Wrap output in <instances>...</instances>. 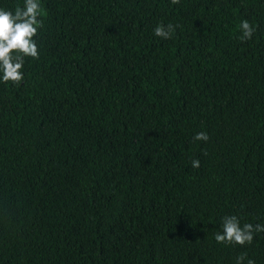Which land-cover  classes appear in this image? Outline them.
I'll use <instances>...</instances> for the list:
<instances>
[{
  "label": "trees",
  "instance_id": "obj_1",
  "mask_svg": "<svg viewBox=\"0 0 264 264\" xmlns=\"http://www.w3.org/2000/svg\"><path fill=\"white\" fill-rule=\"evenodd\" d=\"M39 3V58L0 83V264H264V232L213 238L264 225V0Z\"/></svg>",
  "mask_w": 264,
  "mask_h": 264
},
{
  "label": "clouds",
  "instance_id": "obj_2",
  "mask_svg": "<svg viewBox=\"0 0 264 264\" xmlns=\"http://www.w3.org/2000/svg\"><path fill=\"white\" fill-rule=\"evenodd\" d=\"M180 0H171L176 5ZM41 6L39 0H23L22 6H16L14 10L0 8V83H11L19 86L24 80L22 71L25 57L39 58V51L34 37L38 29L43 27ZM178 25L158 24L153 32L156 37L171 39ZM240 39L246 41L252 38L255 28L248 20H241L239 25ZM207 133L201 131L194 135V141H207ZM198 159L191 161V167L199 168ZM264 232V225L240 222L236 215L224 216L219 230L213 234L218 244L224 245H251L255 233ZM246 253L236 257V264H243ZM247 264H255L254 260L248 259Z\"/></svg>",
  "mask_w": 264,
  "mask_h": 264
}]
</instances>
